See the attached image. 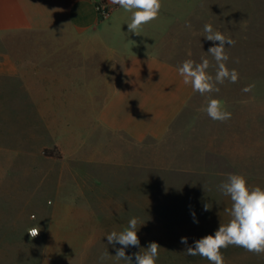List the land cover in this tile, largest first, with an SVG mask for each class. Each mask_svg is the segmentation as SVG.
I'll return each instance as SVG.
<instances>
[{
	"label": "crops",
	"instance_id": "obj_1",
	"mask_svg": "<svg viewBox=\"0 0 264 264\" xmlns=\"http://www.w3.org/2000/svg\"><path fill=\"white\" fill-rule=\"evenodd\" d=\"M99 2L109 9L107 19L95 9ZM209 6V0H162L158 18L136 35L127 29L131 14L111 0H0V165L58 168L52 173L57 187L67 184L73 197L64 215L78 223L71 226L72 238L55 245L78 248L74 259L80 264L90 247L110 246L107 235L122 231L133 217L140 245L158 243L163 253L156 264L170 262L164 250L175 241L165 219L159 220L164 206L155 211L152 191L133 194L129 186L110 187L112 181H146L152 171L161 192L174 197L184 181L192 188L198 181H225L228 174L264 188L259 102L249 109V100L240 98L241 109L233 110L230 97L215 98L232 116L214 121L200 111L207 101L183 83L180 66L159 56L172 29H194ZM202 37L199 30L193 47ZM169 180L175 185L170 190ZM37 227L48 245L50 226L30 229ZM223 256L228 262L263 260ZM196 258L185 260L208 261Z\"/></svg>",
	"mask_w": 264,
	"mask_h": 264
},
{
	"label": "rangeland",
	"instance_id": "obj_2",
	"mask_svg": "<svg viewBox=\"0 0 264 264\" xmlns=\"http://www.w3.org/2000/svg\"><path fill=\"white\" fill-rule=\"evenodd\" d=\"M209 2L210 6L200 14L205 21H201V24L195 22L194 29L190 28L188 31H177L173 28L170 36L162 41L163 52L159 56L179 66L186 59L200 62L202 57L207 58L211 65L208 71L215 75V60L207 52L219 42L208 41L203 31L205 24H211L214 30L236 41L234 46L225 45L229 55L226 66L239 73L236 83L225 81L223 85H218L220 91L211 93V98L230 97L233 101V110L241 109L238 102L240 98H247L250 102L249 109L255 108V103L258 101L259 107L264 110V0H209ZM188 24L192 25V22ZM199 30L203 33V37L197 48L193 45L197 42L196 36ZM6 41L10 44L14 43L11 38ZM189 52L191 56L188 55ZM250 84L255 85L252 91L243 92L242 89ZM207 100V96L201 98V102ZM191 109L189 108V111ZM156 151L158 153L159 150ZM57 170V167L46 163H40L35 167H19V170L16 167L0 165V264H80L74 259L80 255L78 248L72 250L55 245L59 240L72 238L71 226L77 227L78 223V220H70L68 215H64L71 201L73 203V197L67 193V184L57 187L55 177L52 176ZM118 172L123 175L125 171ZM132 172L139 174L138 171ZM155 174L151 171V178H147L146 181L121 180L108 184L110 187L129 186L133 194L143 195L145 190L152 191L156 198L155 211L159 206H164V213L158 210V215L161 216L159 220L165 219L167 226L165 229L169 238L175 241L173 247L168 246L164 250V253H167L165 256L170 259L166 264H210L206 260L186 261L185 259L202 257L189 256L185 250L187 246H193L196 240L214 235L220 224H225L224 220L227 218H223L222 209L231 207V200L220 197L222 193L218 186L223 181L208 180L200 183L198 181L195 183L198 186L192 188L187 187L188 181H184V189L179 196L174 197L170 191L161 192V188L158 187L161 180L158 174ZM171 185L175 187L169 180L168 190ZM91 200L94 202L95 199L91 198ZM118 200L123 201V199ZM206 204L210 206L207 211L204 210ZM193 212L195 217L192 215ZM41 223L50 226L48 245L38 237L30 238L27 233L32 226ZM181 237L188 238L187 246L180 242ZM150 243L145 240L139 247L125 249L126 255L133 256V264H135L133 254L143 252ZM120 247L121 245L104 244L90 247L91 251L88 250L85 254L83 264H125L123 260L114 257L116 249ZM160 247L163 253V248L161 245ZM160 249L159 253H161ZM221 251L223 255L231 258H242L243 254H247L248 258L254 259L250 256L254 254L242 247L229 246ZM106 252L109 256L101 260V256ZM261 258L263 260L225 261V264H264V255Z\"/></svg>",
	"mask_w": 264,
	"mask_h": 264
},
{
	"label": "clouds",
	"instance_id": "obj_3",
	"mask_svg": "<svg viewBox=\"0 0 264 264\" xmlns=\"http://www.w3.org/2000/svg\"><path fill=\"white\" fill-rule=\"evenodd\" d=\"M125 12L130 13V21L127 22L129 33L141 35L145 25L158 18L162 8V0H111ZM190 27V25H188ZM204 37L208 41L219 42L208 49V54L213 57L216 64L215 75L209 73L210 61L202 57L200 62L186 59L178 68L179 75L183 77L185 85H191L194 92L201 96H209L218 93L225 81L236 83L239 73L235 69H229L227 61L229 55L226 52V44L234 46L236 41L226 37L222 32L214 30L211 24H205ZM191 56V52L188 53ZM255 87L250 84L242 89L243 92H251ZM200 111L205 112L214 121L225 122L231 119L232 113L226 110L224 104L215 98H209L206 106ZM219 191L230 198L231 208L226 209L230 219L226 224H220L214 235H207L194 242L193 246H187L188 238L181 237L180 242L185 244V253L189 256H200L207 259L210 264H225L222 249L229 246L242 247L255 255H264V188L260 186L250 187L247 179L240 174H228L225 181L218 186ZM208 204L204 210H209ZM195 217V213H192ZM197 222L198 221H195ZM137 218L129 220L127 227L122 231H112L107 235L108 244L121 245L116 249L117 260H123L125 264H133V256L126 255L125 249L129 246L139 247L140 240L137 235ZM39 227L29 229L27 232L31 238L39 234ZM160 245L151 242L143 252L134 253L135 264H156ZM109 253L101 256L106 259Z\"/></svg>",
	"mask_w": 264,
	"mask_h": 264
},
{
	"label": "built area",
	"instance_id": "obj_4",
	"mask_svg": "<svg viewBox=\"0 0 264 264\" xmlns=\"http://www.w3.org/2000/svg\"><path fill=\"white\" fill-rule=\"evenodd\" d=\"M95 9L97 10V13L99 14L100 18L103 20L107 19L110 15L109 9L104 3H101V2L97 3L95 5ZM38 236H39V234H38ZM38 236H36L35 238H37Z\"/></svg>",
	"mask_w": 264,
	"mask_h": 264
},
{
	"label": "trees",
	"instance_id": "obj_5",
	"mask_svg": "<svg viewBox=\"0 0 264 264\" xmlns=\"http://www.w3.org/2000/svg\"><path fill=\"white\" fill-rule=\"evenodd\" d=\"M101 3H104V2H101ZM44 153H45L47 156H54V157L59 158V155H58V154H54L53 151H45Z\"/></svg>",
	"mask_w": 264,
	"mask_h": 264
}]
</instances>
